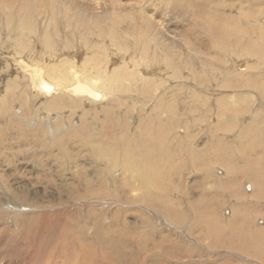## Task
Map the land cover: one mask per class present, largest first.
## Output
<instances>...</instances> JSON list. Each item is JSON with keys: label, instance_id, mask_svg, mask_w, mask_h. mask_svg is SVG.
<instances>
[{"label": "bare ground", "instance_id": "bare-ground-1", "mask_svg": "<svg viewBox=\"0 0 264 264\" xmlns=\"http://www.w3.org/2000/svg\"><path fill=\"white\" fill-rule=\"evenodd\" d=\"M43 7H48L45 0H18L15 4L14 0H0V26L3 22L18 23L21 31L8 51L14 64L21 59L20 71L15 69L11 75L9 72L11 77L0 100V118L4 121L0 125V220L9 215L17 228L9 233L8 223L0 222L2 256L7 248L11 253L28 255V264H137V259L145 258L147 253L164 254L172 261H180L204 257L190 243L201 246L209 240L214 248L220 249L221 245L264 261V228L254 223L260 211L242 204L235 208L232 219H223L220 216L223 201L213 195V187L218 185L214 176L226 175L225 189L226 184L235 187L250 180L255 189L253 196L264 200V115H255L235 133L231 116L236 117L242 110L232 106L237 97L223 99L219 106L221 124L217 122L214 128L231 131L235 138L216 141L212 146L211 139L217 132L203 126L200 119V134L205 138L198 139L188 131L187 121L181 120V113L172 102L143 99L142 86L152 92L160 81L140 80L137 67L138 62L147 65L145 53L140 60L136 55L121 65L113 63L106 51L94 49L92 53L91 48L82 50L81 55H85L82 62L76 58L63 59V54L56 61L32 60L35 46L29 37L35 16L32 13L25 21H19V16L29 9ZM49 11L53 18L58 17L55 8L49 7ZM127 20L125 16L113 23L110 39L115 54L123 49L117 40ZM215 22L213 19L212 24ZM227 23L217 30L221 41L217 50L227 49L232 38L237 40V46L245 40L246 51L264 64V27L253 31L248 22ZM108 34L103 27L96 31L100 40H106ZM2 35L0 32V38ZM127 60L128 57L122 59ZM2 85L0 82V92ZM248 86L254 87L264 101V78L256 84L243 85ZM130 91L135 93L130 95ZM15 102L18 106L13 107ZM19 111L28 118L26 121H22ZM135 112L144 118L138 119V125L129 132L130 114ZM178 130L184 133L183 144L171 151L173 147L168 142ZM7 138L20 144L19 148H27L25 160L4 149ZM190 138L193 141H188ZM199 142L206 147L198 149L195 143ZM171 144L174 145V139ZM14 154L13 160L19 167L24 166L25 172L30 164L35 170L40 169L42 176L37 173V177H30V182L25 183L19 179V167L8 176L4 168L12 170L10 158ZM76 163L80 164V175L75 178L79 173L75 171ZM51 164L57 165L54 168L62 176L65 171L74 170L73 184L76 182L81 190L72 191L68 202L57 201L51 194L41 196L31 186L46 184L55 188ZM187 170L196 179L206 180V187L211 188L203 187L204 194L199 197L183 192ZM182 193L188 197L180 198ZM128 207H139L134 211L141 219L129 224ZM82 208L84 218L75 222V209L80 213ZM126 248L130 250L125 251ZM158 258L154 262L164 264Z\"/></svg>", "mask_w": 264, "mask_h": 264}, {"label": "rangeland", "instance_id": "rangeland-1", "mask_svg": "<svg viewBox=\"0 0 264 264\" xmlns=\"http://www.w3.org/2000/svg\"><path fill=\"white\" fill-rule=\"evenodd\" d=\"M15 2L17 3L18 0H14V4ZM45 4L48 5L47 9L44 7L29 9L19 16V21L27 20L32 13L35 16L33 20L34 30H30L32 37H29L35 46L32 50V60L40 61L44 59V63L56 61L59 54H63V59L76 58L79 62H82L85 59V55H81L82 50L86 51L91 48L89 51L92 53H95V50L106 51L111 56L113 63L118 62L117 65H121L123 62H129L136 55H139L140 60L142 54L145 53L147 65L141 66V63L138 62L137 67L140 80L148 78L156 81L160 79V81L159 85L155 83L152 92L142 86L143 99H151L155 102L156 100L172 102L177 107L178 112L181 113H179L182 116L181 120L185 119L187 121L188 131L192 133V136H197L198 139H200L199 136L205 138L200 134L198 122V119H200L203 126H208L212 132H217L213 135L214 138L211 139L212 146L216 141H231L234 137L233 134L229 133L231 131L224 132L214 128V124L216 125L217 122L221 124L218 121L219 106L223 104L222 102L225 99L237 97L238 101L234 102L232 106L242 110V113L236 117L230 115L234 120L231 121V124L235 126V133L239 131L238 127L251 122L255 115L259 117L261 114L264 115V101L257 95L258 91L251 86L243 87L246 84H256L261 78H264V64H262L259 57L246 51L245 40H242L244 43L242 42L241 46H237V40L232 38L227 49L219 48L217 50V46H221L219 45L221 41L216 34L218 28L221 29V26L228 24V20L240 21L242 24L248 22L253 31H257L261 26L264 27V0H45ZM49 7L57 10V18L52 17ZM125 16L128 17V20L124 22V32L117 40L123 44V49L120 53L115 54V51L113 52L115 48L112 46V40L110 39L111 29L116 20L119 21L120 18ZM211 18L214 21L216 20L213 23L214 25ZM98 27H103L109 32L106 40H100L97 37ZM16 29L19 31H16ZM0 32H3L0 38V72L2 76L0 82H3L0 92L1 100L7 89V79L11 77L12 71H15V69L17 72L20 71L18 63L21 59H18L19 61L14 64L8 51L11 50L14 40L19 38L17 33H21V31L18 23L3 22L0 26ZM27 35H30V32H27ZM141 38L145 41L142 44ZM126 57H128V60L122 61ZM22 60L24 59L22 58ZM53 64L56 65L57 63L54 62ZM12 65H15L14 68H12ZM230 71L233 73H228ZM9 72L10 75H8ZM242 88H245L247 92ZM134 93L130 91L128 94L132 95ZM246 94L247 96H245ZM16 106L18 104L13 103V107ZM21 111H19V116H21L22 121H26L28 118L24 117ZM32 114H34V111ZM137 114V112L130 114L132 121L129 123V132H133L134 127L138 125V119L144 118L138 117ZM0 119V125H3L4 121L2 118ZM178 133L180 134L178 135ZM183 135L184 133L178 130L177 135L169 140L168 146L173 147L171 151L175 147L180 148L182 146L183 141L181 138ZM172 139H174V145L171 144ZM7 140L4 149H7L9 153H17L21 159L25 160L24 156L27 154V148L21 149L19 148L20 144L9 140V138ZM188 141H193V139L190 138ZM195 145L200 150L206 147L202 142L195 143ZM31 147L34 146L31 145ZM83 155L88 156V153H83ZM13 159H16L15 154L10 158L12 165L14 164L13 167H10L12 170L4 168L7 170L8 176L14 174L15 167H19ZM83 162L86 163L84 160ZM51 166H53L52 181L55 188L51 189L46 184L36 185L32 182L31 186L36 187L38 194L40 193L41 196L51 194L53 195L52 198H58L57 201L68 202L71 199L72 191L81 190L80 185H77L76 182L75 185L73 184L72 174L74 170L72 173L65 171L62 176L60 170L54 168L57 165L51 164ZM74 167L75 171L79 172L77 175L75 174L76 178L80 175V164L76 163ZM215 168L221 167L216 166ZM26 171L28 173L25 172L24 166H20L18 169L21 176L19 179L25 183L30 182V177H37L38 174L42 176L41 170H35L30 164H28ZM185 175L187 176L182 182L184 185L183 192H189L191 197H199L204 194L202 189L208 186L204 182L206 180L200 177L196 179L190 170H187ZM214 178L218 185L217 187L214 185L213 195L223 201L220 216L223 219L230 220L233 218L237 206L248 204L260 211V216L254 221L255 226L264 228V200H258L253 196L255 190L252 188L253 182L247 180L235 187L226 184L225 189L226 175H216ZM200 182L201 184H199ZM206 188L210 189L211 187ZM233 194H238L239 197H233ZM186 197L188 195L185 193L180 194V198L184 199ZM77 207L79 206L77 205ZM135 208L139 207H128L126 220L129 224L141 219V216L135 213ZM78 213V210L75 209V222H79L85 215L83 208L79 215ZM119 213L121 214L122 211H119ZM228 213L230 214L227 216ZM146 214H150V211ZM5 218L7 219L0 220V222L6 221L10 226L9 233H13L17 230L13 226L14 219L9 215H6ZM113 224L109 223L108 225ZM190 244L195 250L204 254V257L190 260L183 258L180 261H172L168 257H164V254H158L160 255L158 256L157 253L155 255L147 253L144 256L145 258L139 257L137 259V264H158L159 261L154 262V259H159L158 257L164 260V264H264L262 259L252 258L238 250L224 249L221 245H218L220 249L214 248L209 240L203 241L201 246ZM129 250L130 248L125 249V251ZM5 255V257L2 256L0 249V264H28V255L25 256L22 252L15 254L6 248Z\"/></svg>", "mask_w": 264, "mask_h": 264}]
</instances>
